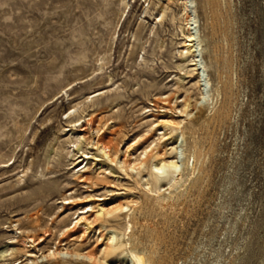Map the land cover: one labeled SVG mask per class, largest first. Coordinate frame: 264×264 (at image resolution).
Instances as JSON below:
<instances>
[{"label":"rangeland","instance_id":"obj_1","mask_svg":"<svg viewBox=\"0 0 264 264\" xmlns=\"http://www.w3.org/2000/svg\"><path fill=\"white\" fill-rule=\"evenodd\" d=\"M128 2L123 16L122 0H0V264H27L16 252L23 241L31 252L59 246L78 217L68 209L120 194L140 201L133 234L127 220L107 229L133 235L153 264H264V0H195L208 92L218 86L221 96L184 128L197 158L191 182L173 196L152 195L116 166L98 187L80 182L86 164L74 160L92 156V144L77 154L69 130L89 115L125 141L124 153L152 118L180 116V106L153 105L199 98L193 67L178 54L187 33L182 0ZM98 92L105 95L91 100ZM48 230L53 236L33 248L31 238ZM98 242L94 231L85 249Z\"/></svg>","mask_w":264,"mask_h":264},{"label":"bare ground","instance_id":"obj_2","mask_svg":"<svg viewBox=\"0 0 264 264\" xmlns=\"http://www.w3.org/2000/svg\"><path fill=\"white\" fill-rule=\"evenodd\" d=\"M122 2L124 7L122 14L126 16L131 10V4L128 0H122ZM181 4L187 15L185 24L187 33L183 32L186 39L181 43L182 50L178 54L182 62H185V64L189 62L191 63L190 67H193L191 69L196 76L199 98H192L190 95L178 103L177 101L174 102V98L171 96H167L165 97L166 101L162 102V104L153 105L174 106L176 108L180 106V116H168L167 119L161 120L152 118L153 122L146 133L131 141L124 153L120 146L125 141L118 143L117 139L108 136L103 131V126L106 127L108 123L101 124L102 121L99 120L100 122H98V119L94 118L93 115H89L91 118L88 122H85L86 126L84 123L81 126L79 124L74 126V128L80 126L78 132L73 129L69 130V132H72L70 137L76 140V142L70 143L77 145V154H80L81 145L92 144V147L89 148L93 152L92 156L90 153L82 152V155L77 160H74L77 161L75 168L86 164L82 172L80 171L79 173L81 183L85 182L90 184L91 187H98L103 182H108L109 176L114 174L112 167L116 166L127 176L129 174L134 175L140 181V186L144 191L157 196H162L164 192H167L169 196H173L194 178L197 158L195 154H191L188 150L184 128L189 120L197 118L206 107L213 105L215 99L212 96L214 97L216 94L220 97L221 91L217 86V88L215 87L214 95H210V92H208V89L213 88V83L207 74L203 59L202 42L198 31L196 2L195 0H182ZM164 18L165 12H161L160 21H163ZM146 61L143 57L141 63H146ZM105 65L106 62L102 61L99 70H103ZM174 80L181 79L175 76L171 82ZM109 82L108 87L115 85L111 77ZM181 82H183V79ZM178 84L176 83L175 85ZM103 95H105L104 92H98L93 95L91 100L99 99ZM88 100H90V97L85 98L84 103L86 104ZM80 106L81 104H78L73 109L74 113L78 112ZM163 109L162 107L161 112H169ZM179 117H184L185 119L178 120ZM83 118L79 114L75 122H81ZM75 122H71V124ZM97 123H99V126H97ZM158 130H160V134L156 135ZM89 141L90 143L87 144ZM144 146L146 147L141 150ZM77 154L73 155V157H77ZM150 164L151 166L149 167ZM149 168L150 172L148 171ZM99 170L100 172L97 173ZM40 175L42 177L45 176L44 171ZM107 193L109 194L111 191ZM90 201H93V203L88 202L84 208H80V204H78L68 209L70 213L76 210L75 214L78 217L75 226L62 234V241L59 242V246L50 248L47 252H43L42 249L38 252H31L28 250V243L23 241L20 243L19 248L16 249V252H24V255H27L25 260L27 264H41L44 262L47 264L52 262L56 264H111L112 259L122 252H125L123 264H153L152 258L133 248L134 236L128 237L133 234V223L137 208L140 205L138 198L134 194L130 196L126 194L125 197H121L120 194V197L114 199L108 205L101 203L106 201L103 198H96ZM66 204L71 205L73 203L66 202ZM122 220H127L128 222L129 235L121 233L115 228L107 229L108 225L114 226L115 223ZM94 231L99 232V242L95 248L87 251L85 249L86 243ZM105 231L107 232L106 234ZM44 235L45 237L31 238L29 243L35 245L33 248L40 246L53 236L51 230L46 231ZM70 241L79 243V245L75 248H70L68 246ZM64 242H67V244H62Z\"/></svg>","mask_w":264,"mask_h":264}]
</instances>
